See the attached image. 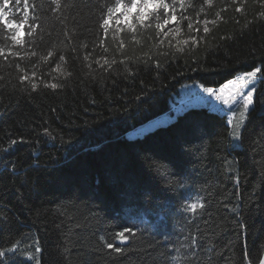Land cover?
<instances>
[{
    "label": "trees",
    "instance_id": "obj_1",
    "mask_svg": "<svg viewBox=\"0 0 264 264\" xmlns=\"http://www.w3.org/2000/svg\"><path fill=\"white\" fill-rule=\"evenodd\" d=\"M165 1L175 5L178 36L165 37L154 18L133 20L135 32L112 22L105 35L101 8L116 0H28L22 45L0 26L3 264L263 258L264 75L238 147L226 116L201 106L125 134L170 113L183 84L217 88L264 67V0ZM10 12L20 22L24 0ZM126 227L136 235L126 232L121 245Z\"/></svg>",
    "mask_w": 264,
    "mask_h": 264
},
{
    "label": "snow or ice",
    "instance_id": "obj_2",
    "mask_svg": "<svg viewBox=\"0 0 264 264\" xmlns=\"http://www.w3.org/2000/svg\"><path fill=\"white\" fill-rule=\"evenodd\" d=\"M13 0H2V3H0V26H3L4 29L11 32L12 35L10 37L12 43L14 45H22L24 43L23 36H24V29L28 25V15H27V6H28V0H24L25 5V16L20 22H17L16 19H11V12H10V5L12 4ZM54 2L58 3V0H54ZM16 4L20 3V0H15ZM109 3H111V0H109ZM239 11V9H237ZM102 17L99 22V27L103 29V32L105 35H107L108 30L110 26L112 25L113 20L115 19V22L117 24H125L129 29H131L133 32L136 31L135 25L133 24V20L137 21L139 24L144 25L146 21H149L150 18H154L156 21H160L162 19V23L157 22L155 27L159 30V32L164 33L165 37L168 36L167 32H164V29L166 26H168L171 23L177 22V15L175 13V5L170 6L169 3L165 2V0H130L129 3H125L124 0H116L114 6H109V4H105L101 8ZM171 12V15L169 13ZM182 19H186V17H182ZM32 27H35L34 25ZM192 25L189 23V28H191ZM203 31L207 33L209 29L207 27H204ZM28 35H31V30L27 33ZM179 34V28H177L175 35ZM197 41L194 39L193 43H196ZM183 43H187V41H183ZM123 45H121L122 47ZM182 50V49H180ZM3 50H0V55H3ZM35 55V53H32ZM13 55H18V53H13ZM53 52L49 51L47 53V57H52ZM47 57H43L46 59ZM87 58V57H86ZM60 61H64V57H59ZM108 61H105V64H107ZM54 71H60V65L58 64ZM66 75H71V73H65ZM258 74L264 75V67H255L252 71H248L243 73L242 75L238 76L237 79L244 80L246 84L248 85L247 88L244 86H236L232 93H230L233 105L236 103H239L242 101L243 107L246 112H252L255 110L253 106V93L256 91V88L254 86V82L256 78L258 77ZM36 73H32V77H35ZM21 81H30L31 78L27 75L22 76ZM229 84L232 82L229 81ZM45 87L51 88V89H57L59 87H62V85L58 83H48L44 85ZM32 90L35 91L37 88L36 83L31 84ZM203 92L207 93L208 96L204 97L203 95H197L196 92L192 93V98L187 101L185 104H183L180 108L176 109V112L179 114H183L184 111L192 108H197L200 105L207 103L208 100H210L213 96H215L216 100H222L224 105H229V100L222 97V95L217 94L214 92L212 88L205 87L203 88ZM229 110H232V106H229ZM229 124H232V121H228ZM243 123V121L241 122ZM47 134V130H45ZM233 137L236 142H239L240 140V134L233 130ZM13 144L17 143V141L13 140ZM100 149V145L90 146L87 151H98ZM192 210H195L196 205L191 204L189 206ZM203 207V205H202ZM4 221L2 218H0V224H3ZM135 221H133V224L135 225ZM130 233L133 237H135L136 232L132 227H126L122 231L118 233L119 238L121 241H125L128 239V237L125 235V233ZM103 239V237H101ZM15 247V245H13ZM108 248H113V245L111 243L107 244ZM115 251L119 252L120 248H115ZM36 252H40L39 247L36 248ZM5 253L0 251V257H4ZM0 264H3V261L0 260ZM244 264H257L256 259H252L249 261L248 255L245 254L244 257ZM258 264H264V259H259Z\"/></svg>",
    "mask_w": 264,
    "mask_h": 264
},
{
    "label": "rangeland",
    "instance_id": "obj_3",
    "mask_svg": "<svg viewBox=\"0 0 264 264\" xmlns=\"http://www.w3.org/2000/svg\"><path fill=\"white\" fill-rule=\"evenodd\" d=\"M170 15H171V13H170ZM113 22L116 26H119V27H122L125 29L128 28L127 25H125L123 23L117 24L115 22V19L113 20ZM157 22L162 23V20L156 21V23ZM164 32L175 34L176 33V26H173V23H171L165 27ZM240 75H242V74H240ZM240 75H238V76H240ZM238 76H236L230 80L232 82L231 84H229L228 83L229 81H228V82H225L224 84H222L221 86H219L217 88H213L215 93L220 94V95H222L223 98L229 100V105H224L222 100H216L215 96H213L210 100H208L207 103L200 105L201 107H206L209 110H212V111L217 112L219 114H224L227 118V123H228V121H232V124L228 123L232 128L231 134H230V138H231L230 142H231V145L235 146V147L240 146V140H239V142H236L234 140L233 130L235 129V131L240 134V131L242 129V126L244 124V121L246 119V114H247V112L245 111V109L243 107L242 101L233 105L232 98L230 95V93L233 92V90L236 86L239 85V86H244L246 88L248 86L244 80L237 79ZM257 81H258V77L256 78V80L254 82L255 87L257 85ZM178 92H179V97H175V104H173L170 113L165 114V116L160 115L158 117H155V118L149 120L148 122H146V123L134 128L133 130L127 132L126 136L130 137V138L136 137V136L142 135L146 131H148V130H150V129L158 126V125H163V124L167 123L175 115L179 114L176 112V109L180 108L183 104H185L187 101H189L192 98L193 92H196L197 95H203L204 97L208 96L207 93L203 92V88L200 85H198L197 83L183 84L182 86H180ZM252 99H253V96H252ZM229 106H232V110H229ZM242 121H243V123H241Z\"/></svg>",
    "mask_w": 264,
    "mask_h": 264
},
{
    "label": "water",
    "instance_id": "obj_4",
    "mask_svg": "<svg viewBox=\"0 0 264 264\" xmlns=\"http://www.w3.org/2000/svg\"><path fill=\"white\" fill-rule=\"evenodd\" d=\"M118 243L121 244V245H124L126 243V240L125 241H121V239H120V240H118ZM262 259H264V255H263Z\"/></svg>",
    "mask_w": 264,
    "mask_h": 264
}]
</instances>
